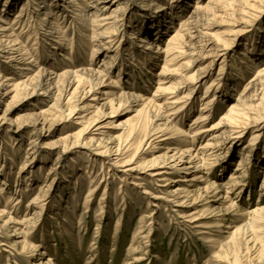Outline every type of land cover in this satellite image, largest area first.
<instances>
[{
	"label": "rangeland",
	"instance_id": "1",
	"mask_svg": "<svg viewBox=\"0 0 264 264\" xmlns=\"http://www.w3.org/2000/svg\"><path fill=\"white\" fill-rule=\"evenodd\" d=\"M6 1L0 0V14L8 22L13 19L11 27L15 28L18 40L39 67L43 66L46 54L54 55L51 50L45 51L43 43L35 45L31 40L34 28L44 25L43 8L47 4L56 9L54 16L59 13L57 19L66 36L61 41L64 48L54 55L59 68H93L109 76L92 92L87 86L80 89L76 85L68 91L69 85H66V97L59 92L55 101L41 91L26 96L23 92L10 93L3 100L0 98V149L4 150L0 154V165L3 164L4 170L8 163L13 167L9 185L0 193V209L12 212L14 207L5 204L4 194L6 199L16 194L20 203L15 204L12 217L18 222L29 220L21 230L28 234L24 237L31 246L24 249L22 243L26 239L14 236L15 233L6 228L10 224L4 222L9 216L0 217V264H40L42 260L55 264H264V42L259 46L264 37V0H235L239 4L235 9H226L225 4L216 5L221 12L211 17L206 30L213 42L208 51L212 49L215 56L203 59L205 52L196 53L194 60L201 56V62L186 71L189 77L205 72L195 89V108L184 109L168 117L167 122H161L171 128L178 125L187 135L169 133L164 139L146 138L143 154L136 156L132 165H118L115 163L117 155L103 157L98 155L96 147L78 144L74 139L82 133L78 115L93 118V111L102 109L105 116H101L98 124L103 125L105 135L101 138L115 142L122 137V123L134 119V110L140 108L142 102L138 97L156 99L159 74L164 67L160 59L153 67L137 65L136 54L146 53L150 48L141 38L164 47L179 21L192 16L198 6H208L209 0L158 2L153 8L162 11L163 18L174 12L178 17L160 37L157 36L159 22L146 20L153 11L139 14L141 10L136 11L132 0L119 3L112 0L105 15L112 18L115 45L110 54H98L94 59L87 47L93 32L91 26L84 29L78 9L86 1L85 17H91L95 11L92 7L105 6L107 0H43L39 5L36 0L37 5H28L29 0H17L11 11L4 12ZM73 1L76 8L72 6ZM249 3L254 6L241 13L240 6ZM119 5H123L124 11L112 13ZM64 7H72L69 9L73 14ZM68 39L73 40V47ZM64 50H68L67 56L73 63L63 61ZM5 55L0 49V74L14 80L17 72L12 64L18 63H11ZM52 63L54 61L48 63V69ZM29 66L38 71L37 65ZM226 79L229 81L225 85L219 84ZM231 82H238V88L225 92ZM213 84L217 99L205 127L218 124L240 97L252 108L251 114L231 125L223 139L225 150L217 156L204 160L202 152L198 151L182 156L177 149L203 148L214 133L223 132L224 128L212 132H204V128L199 132L193 125L201 115V96ZM124 93H129L126 105L122 103ZM107 98L115 101L118 109L115 114H111L110 104L104 105ZM160 103L166 105L167 100L163 98ZM68 106H76L72 119L64 118L66 112H62L67 111ZM197 131L200 135L195 137ZM253 140H258V146L252 145ZM133 152L134 149L121 161L130 158ZM244 154L249 162L240 167ZM155 161L158 165L150 166ZM144 162L145 169H140ZM195 165L208 168L185 170ZM132 168L137 171H130ZM238 169L244 175L239 186H234L230 179ZM159 172L166 174L154 175ZM195 176L199 179L186 182ZM0 179L3 181L4 175ZM167 179H172L173 183L165 181ZM1 180L0 186H3ZM28 181L31 187L24 185ZM214 182L220 189L206 190ZM34 199H37L35 205ZM255 210L260 211L256 214ZM13 226L10 225L11 229ZM33 245H38L39 251H33Z\"/></svg>",
	"mask_w": 264,
	"mask_h": 264
},
{
	"label": "bare ground",
	"instance_id": "2",
	"mask_svg": "<svg viewBox=\"0 0 264 264\" xmlns=\"http://www.w3.org/2000/svg\"><path fill=\"white\" fill-rule=\"evenodd\" d=\"M36 1L38 2L39 5L40 4L39 2L43 0H36ZM96 1L99 2L101 0H96ZM107 1L108 2H105L106 3L105 6L103 5L97 7L98 4L94 5L92 9H95V11H93L94 14H92L91 17L89 16L85 17V8L87 7L84 4L86 3V1L83 2L84 4L82 6L80 7L78 6L79 9L77 8L79 10V15L77 14L79 20L84 21V26H85L84 29L86 30L88 28L87 26H91L90 30L93 32L90 37L91 39L90 43L88 41L87 44L88 45L87 47L92 52L91 54L92 59H94L98 54H103V53L110 54L112 51L111 50L112 47L115 45V40L113 39V35L115 34V29L113 24L110 22L112 18L105 15L106 9H108L107 6L111 4L112 0H107ZM120 1L121 0H117L116 2L119 3ZM6 2L7 3L4 4V9L2 10L4 12L11 11L13 7H15L16 4L18 3L17 0L16 1L7 0ZM132 2L134 3V7L136 11L141 10L139 14L150 12V10L153 11L150 12V14H148L146 20L150 21L151 19H156V21L159 22L160 32L157 33L158 37H160L161 33L169 29L170 27L169 24H171L173 21H175L178 18L174 14L175 12L170 16L168 15L163 18L161 16V13L163 14V12L157 10L156 8H153L156 7V5H159V3L161 4L163 0H146L145 2H147V5H142L143 3H145L142 0H132ZM235 2H236L235 0H209L208 6L207 5L198 6L197 11L194 12L192 16L190 17L187 16V18H182L179 21L178 27L174 28V30L168 37V39L170 38L171 40H168L165 43L164 47L163 44L162 46L161 45L159 46L156 43L151 42L150 39L142 37L141 42L145 43L146 45H149L148 47L150 48H148V50L146 51L144 50L146 53L136 54L135 57L138 60L137 65L145 66L148 64L149 67H153L155 64H157L156 63L157 60L160 59L164 61L163 72L159 74L160 77L159 88L157 90L158 95L156 96V99L147 100L141 95L139 97L137 96L142 103L140 104V108H136L134 110L136 112V117L134 119H129L128 122L124 121V123H122L121 126H123L122 128H124L123 130L124 134H120L122 135V137L118 138V140H115V142H111L113 141L111 139L101 138V135H105L104 131L102 130L104 129L103 125L98 124V120L101 118V116H105V114L102 112V109H96V111H93V113H95V115H93V118H91L92 115L89 117L78 115L79 116L78 118H80L78 120L80 121L78 122L76 121V122L78 123V125L82 126L81 129L82 133L78 137L74 138L76 142H78V144H81L82 147H90V146L96 147V152H98V155L103 157H111L117 155L118 157L115 159L116 160L115 163L118 165L120 163L121 165H132V163L134 162V158L136 156H140L143 154L142 147L143 144L145 143L146 138L155 136V139H161L166 134L169 133H171L169 134L171 136L187 135V131H182L178 125L174 126L175 125L174 124L171 128V125L166 123L167 119L168 117L172 118L174 117V115L182 113L184 109L190 108L191 110L192 108H195L194 104H195V100H197L196 96L194 95L195 89L198 86V84L201 82L200 81L201 78H204L205 72L203 73V71H200L197 75H193L189 77L187 76L186 71L190 70L191 67L194 66V64L201 62V56H199V58L194 60V57L198 55L196 53L200 54L202 52H205L207 55H204L203 59H207L209 57L215 56V53L213 52L212 49L208 51V49L211 46H213V42L210 39L209 32L208 31L206 32V30L208 29V22L212 21L211 18L212 16H215L216 14H218V12H221L219 7L217 6L221 4L220 6L223 7V5L225 4L226 9H235L237 5L239 6V4ZM32 3L35 4L34 0H29L27 2L28 5H31ZM72 3L74 4V5L72 4V6L76 8L77 7L75 5L76 2L73 1ZM35 5H37V3ZM48 6L49 5L46 4L45 7L43 8L44 12L46 11L45 13L43 12L46 18L44 20L42 18V21H44V25H40L42 26L41 28H39L40 30L37 29L39 26L34 28L33 31L35 32V34L34 36H32L33 39L31 40L34 41L35 45H37L38 43H43V45H45L44 46L45 51L51 50L50 52L55 55V53H57V50L64 48L63 45L61 44V41L66 39V36H65V31H63V29L60 28L59 20L57 19L59 13H57L56 16H54V10L56 9H52L51 6L50 7ZM253 6L254 5L252 3H249L246 6L241 5L240 11L241 13H246L245 10L247 9V7L251 8ZM41 7H43V5H41ZM64 8H66L67 11L73 14L72 9H69L72 7L69 8L64 7ZM75 8L73 9L75 11H78ZM35 10L36 12L39 13V10H37L36 8ZM117 10L123 12L124 11L123 5H119L116 11L112 13L117 12ZM49 19H50V23H49ZM0 23L5 24V25L0 24V49L5 51L6 53L5 55L6 57L4 58L9 60L11 63H18L17 65L12 64V67L17 72L15 78L16 80L15 79L11 80L10 77L8 76L5 77L4 74H0V98L2 100L10 93L12 95L15 94L16 92H23V96H26V95H33L34 93L41 91L44 93L46 92L47 95L51 96L50 99L55 101L58 97L59 92L62 93L61 95L62 97H66V95L64 96L65 93L64 91H66L67 89L66 85H69L68 91H70V89H72V87L76 85L75 87L78 86L80 89L87 86L90 88V92H92L95 86H99L102 83H104L105 79L109 76L108 74H105L103 71L99 72L93 68H85V69L82 68L80 70L77 68L75 69L72 67H68V70L61 69L59 68L60 64L58 63V60H56L55 56L51 54H46V56L42 59L41 64L43 66L39 67L37 64V60L35 58L32 60V56L29 53L28 49H26L21 43V41L18 40L17 33L15 32V28L11 27L14 23L13 19H11L10 22H8L0 14ZM46 24L47 26H45ZM138 28H140V26H138ZM80 32L83 33L81 29ZM132 35L134 36L136 35V33H132ZM157 36L155 35L156 38ZM263 38L264 37H262V39ZM262 39H260V44H259L260 47L264 42ZM68 40H69L68 44L70 46L72 45L73 47V40L72 41L70 39ZM252 40L253 39H251V42ZM156 49L158 50V53ZM67 51L68 50H64L63 52V57H64L63 61L66 60L69 61L70 63H73L72 60L68 58ZM128 51L130 53V50ZM152 51H156V53H152ZM52 61H54V63H52V67L48 69L47 68L48 63ZM23 63L24 64L29 63V64L22 65ZM31 64L34 66L37 65L38 71L35 72L34 70H32L31 67L29 66ZM20 65H22L23 67H20ZM17 67L19 69H17ZM227 81L229 80L227 79L222 80L219 84L225 85ZM231 83L232 84L225 87V92L230 90V88H234V89L238 88L237 86L238 82H236V84L234 82ZM176 91L180 93V96ZM181 94L183 95L181 96ZM206 95H209V97L205 98L204 96ZM128 96L129 93L122 94L123 105L129 103L128 100L130 99H128ZM163 98L167 100L166 105L160 103L161 99ZM216 99H217V93L214 91V84H213L207 89L206 93L201 96L200 100L203 103L201 107V115H199V117L194 121L193 125L197 127L196 130H198L199 132L204 128L208 129V130L204 129V132H212V131H217L220 128H224L223 132L220 133L218 131L214 133L210 137L208 144L203 148L200 149L189 148L187 149V151L181 150L180 148L177 149L178 153H181L182 156L185 155L186 153H192L193 151L202 152V155L204 156V160H207V157L209 158V156H217L220 152L225 150L226 143H224L223 139L225 135L228 134V131L230 130L229 128L232 127L231 125L240 122L241 119L249 118L252 108L248 104H246L244 97H240V99H238L237 104L231 108L228 115L222 118L218 124L212 126L211 128L205 127L204 126L205 121L210 118L212 105L213 102L216 101ZM106 100H108V102L104 103V105L107 106L110 104L111 114H115L118 111L117 107H115V101H113L112 99L109 100V98H107ZM111 101L112 103H110ZM67 108H68L66 109L67 111L65 110L62 111V112H66L64 118L72 119L73 116L75 115L76 106H68ZM55 111L58 110L56 109ZM154 120H156V122ZM165 120L166 122L164 124L163 123L161 124V122ZM51 123L48 122L47 124H51ZM111 125H114V123ZM199 127L201 128L200 130ZM198 131L196 132L195 137L200 135ZM137 136L138 138H136ZM252 142H253L252 145L254 144V146H258L259 144L258 140H253ZM111 144H113V147L111 146ZM1 145L2 144H0V146ZM66 149H68V147ZM133 149L134 152L132 153L130 158L126 157V159L121 161V159H123V156L133 151ZM3 151H4L3 149H0V154H3ZM27 154L29 155V152ZM244 155H245L243 158L244 161L241 160V163L239 162L240 167H245V165L248 164L249 162L247 161V157H246L247 155L246 154ZM109 160L112 162L115 161L113 159H109ZM194 162L192 160L191 164H194ZM143 164L144 166L139 167L140 169L143 168L145 169L146 162H144ZM152 165H158V161H155L150 166ZM7 166L9 167L8 169ZM7 166H6V170H4L3 164L0 165V172L3 173L0 174V177L3 175L5 177L3 181L0 179L4 183L3 186H0V193H3L5 191V187L9 185L8 178H10L12 174V169H13L12 165L8 163ZM1 167L3 168L2 170ZM206 167L207 166H204L203 168L199 165H195L193 167L186 168L185 170L193 169L194 171H204ZM130 171H137V168H132L130 169ZM237 171L238 173L233 174L232 179H230V181L232 180L234 186L235 185L239 186V183L243 179L242 176L244 175L242 173V170L238 169ZM165 174L166 172H159L154 175L162 176ZM197 179H199V177L195 176V178L186 182L193 183ZM165 181H170L171 183H173L172 179L169 180L167 179ZM24 185H26L27 187H31L29 181ZM168 185H170V183ZM210 189H214V191L215 190L218 191L220 187L219 185H217L216 182H214L209 184L206 190H210ZM188 194H191V192H188ZM11 195H12L11 198L9 197L8 199H6V195L4 194L5 204L9 206L13 205L14 207L13 210H15L16 207L15 204L18 205L20 201L18 197L16 198V194H11ZM35 202L37 203V199H34L33 205L36 204ZM13 210L12 212H10L5 209L4 210L0 209V217L4 218L9 216L8 220H6L4 223L14 225L13 229H11L10 225L6 226L8 232L10 230V232L15 233L14 236L27 237L28 234L26 232L23 233L21 227L27 226V224L30 223L29 220L18 222L14 217H12ZM259 211L255 210L254 213L258 214ZM26 237H24L26 240L22 243L24 245V249H28V247H31L29 246V242ZM32 247H34L33 251L36 252L39 251L40 247L38 245H33ZM44 261L45 260H42L40 264H55L53 263V261L51 262L49 261L47 262V260L45 262Z\"/></svg>",
	"mask_w": 264,
	"mask_h": 264
}]
</instances>
